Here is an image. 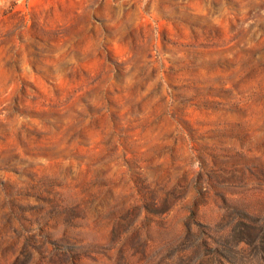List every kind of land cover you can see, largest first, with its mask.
Instances as JSON below:
<instances>
[{
  "label": "rangeland",
  "instance_id": "rangeland-1",
  "mask_svg": "<svg viewBox=\"0 0 264 264\" xmlns=\"http://www.w3.org/2000/svg\"><path fill=\"white\" fill-rule=\"evenodd\" d=\"M0 264H264V0H0Z\"/></svg>",
  "mask_w": 264,
  "mask_h": 264
}]
</instances>
